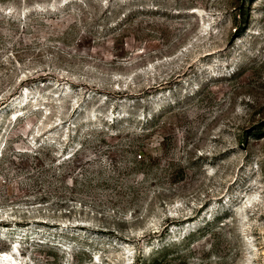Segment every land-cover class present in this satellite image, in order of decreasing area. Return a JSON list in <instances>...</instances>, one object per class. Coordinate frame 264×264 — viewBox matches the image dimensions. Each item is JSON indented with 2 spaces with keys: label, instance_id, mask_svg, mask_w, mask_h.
Returning <instances> with one entry per match:
<instances>
[{
  "label": "rangeland",
  "instance_id": "1",
  "mask_svg": "<svg viewBox=\"0 0 264 264\" xmlns=\"http://www.w3.org/2000/svg\"><path fill=\"white\" fill-rule=\"evenodd\" d=\"M7 251L264 264V0H0Z\"/></svg>",
  "mask_w": 264,
  "mask_h": 264
},
{
  "label": "bare ground",
  "instance_id": "2",
  "mask_svg": "<svg viewBox=\"0 0 264 264\" xmlns=\"http://www.w3.org/2000/svg\"><path fill=\"white\" fill-rule=\"evenodd\" d=\"M15 250H16V249H15ZM11 252H12V251H11ZM0 255L3 256V257H6V256L9 255V253H8V251H7V252H2ZM1 258H2V257H1Z\"/></svg>",
  "mask_w": 264,
  "mask_h": 264
},
{
  "label": "water",
  "instance_id": "3",
  "mask_svg": "<svg viewBox=\"0 0 264 264\" xmlns=\"http://www.w3.org/2000/svg\"><path fill=\"white\" fill-rule=\"evenodd\" d=\"M12 250V249H11Z\"/></svg>",
  "mask_w": 264,
  "mask_h": 264
}]
</instances>
